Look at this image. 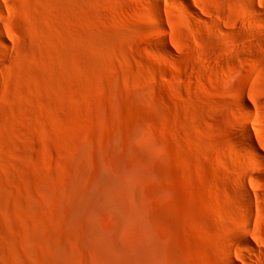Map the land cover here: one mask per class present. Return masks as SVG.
<instances>
[{
    "label": "rangeland",
    "instance_id": "obj_1",
    "mask_svg": "<svg viewBox=\"0 0 264 264\" xmlns=\"http://www.w3.org/2000/svg\"><path fill=\"white\" fill-rule=\"evenodd\" d=\"M0 264H264V0H0Z\"/></svg>",
    "mask_w": 264,
    "mask_h": 264
},
{
    "label": "bare ground",
    "instance_id": "obj_2",
    "mask_svg": "<svg viewBox=\"0 0 264 264\" xmlns=\"http://www.w3.org/2000/svg\"><path fill=\"white\" fill-rule=\"evenodd\" d=\"M180 3H182V2H180ZM246 137H248V135H247ZM249 138H250V137H249ZM245 140H246V139H245ZM246 141H247V140H246ZM248 141H249V140H248ZM248 141H247V142H248ZM251 141H252V140H251ZM249 142H250V141H249ZM249 142H248V143H249ZM250 143H251V142H250ZM250 145H251V144H250ZM240 146H241V145H240ZM240 146H239V147H240ZM252 146H253V144H252ZM252 146H251L250 148H251V149H253V148L255 149V147L252 148ZM239 147H238V148H239ZM242 147H243V146H242ZM244 148H246V146H245ZM239 149H240V148H239ZM239 149H237V150L239 151ZM248 150H249V149H247V151H246L245 153H248ZM252 151H253V150H252ZM253 152H254V151H253ZM245 153H241V154L244 155ZM239 158H240V157H239ZM241 158H242V157H241ZM242 188H243L244 190H246L245 187L242 186ZM243 189H241V190H242V192L244 193ZM246 192H247V191H246ZM244 194H245V193H244ZM240 196H241V195H240ZM239 198H240V197H238V199H239ZM239 202H240V200H239ZM241 203H242V202H241ZM238 204H239V203H238ZM243 204H244V203H243ZM243 204H241V205H243ZM244 209H245V208H244ZM245 227H247V226H245ZM245 227H244V228H245ZM245 229H246V228H245Z\"/></svg>",
    "mask_w": 264,
    "mask_h": 264
}]
</instances>
